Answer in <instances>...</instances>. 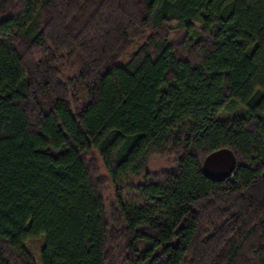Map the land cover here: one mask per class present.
Instances as JSON below:
<instances>
[{"label":"trees","instance_id":"16d2710c","mask_svg":"<svg viewBox=\"0 0 264 264\" xmlns=\"http://www.w3.org/2000/svg\"><path fill=\"white\" fill-rule=\"evenodd\" d=\"M0 264H264V0H0Z\"/></svg>","mask_w":264,"mask_h":264},{"label":"water","instance_id":"95a60500","mask_svg":"<svg viewBox=\"0 0 264 264\" xmlns=\"http://www.w3.org/2000/svg\"><path fill=\"white\" fill-rule=\"evenodd\" d=\"M236 167V158L228 148L218 149L209 154L202 162L203 175L212 182H223L232 177Z\"/></svg>","mask_w":264,"mask_h":264},{"label":"rangeland","instance_id":"374dc122","mask_svg":"<svg viewBox=\"0 0 264 264\" xmlns=\"http://www.w3.org/2000/svg\"><path fill=\"white\" fill-rule=\"evenodd\" d=\"M138 44H135L131 49L130 52H132L135 47H137ZM128 60V57H124L120 62L119 65L123 66L124 63ZM170 166L168 164H165L164 162L159 161L156 158H153L150 161V164L148 166V169L150 171H156V170H166L169 169ZM44 242H45V237L42 235L39 237V239L36 240H31L27 242V248L30 250L31 254L38 259L39 257V253L41 248L44 246Z\"/></svg>","mask_w":264,"mask_h":264}]
</instances>
